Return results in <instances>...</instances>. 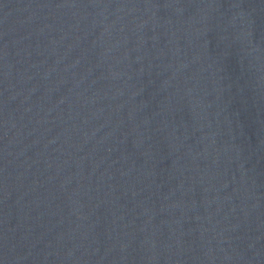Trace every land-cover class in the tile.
I'll return each mask as SVG.
<instances>
[{"label": "water", "instance_id": "95a60500", "mask_svg": "<svg viewBox=\"0 0 264 264\" xmlns=\"http://www.w3.org/2000/svg\"><path fill=\"white\" fill-rule=\"evenodd\" d=\"M0 166L264 236V0H0Z\"/></svg>", "mask_w": 264, "mask_h": 264}]
</instances>
